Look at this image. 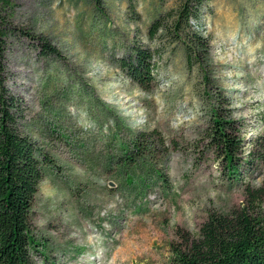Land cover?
Returning a JSON list of instances; mask_svg holds the SVG:
<instances>
[{
	"label": "rangeland",
	"instance_id": "1",
	"mask_svg": "<svg viewBox=\"0 0 264 264\" xmlns=\"http://www.w3.org/2000/svg\"><path fill=\"white\" fill-rule=\"evenodd\" d=\"M179 2L13 0L6 85L44 174L31 215L34 264H171L177 228L196 236L211 213L240 207L247 185L264 184L260 161L242 180L224 170L208 137L207 97L230 98L245 161L264 142V0H208L209 88L188 69L184 45L149 39ZM40 40L61 56L44 54ZM135 45L155 52L150 92L118 66ZM153 131L161 141L149 139L148 156L124 163Z\"/></svg>",
	"mask_w": 264,
	"mask_h": 264
},
{
	"label": "trees",
	"instance_id": "2",
	"mask_svg": "<svg viewBox=\"0 0 264 264\" xmlns=\"http://www.w3.org/2000/svg\"><path fill=\"white\" fill-rule=\"evenodd\" d=\"M132 5L134 0H128ZM164 1V0H161ZM208 0H180L170 19L155 20L148 30L150 40L171 37L172 43L184 45L189 70L203 75L204 86L210 87L206 64L209 62L211 41L203 23ZM13 0H0V264H34L33 251L37 242L32 231L31 215L44 174L37 144L23 136L17 120L22 110L20 101L7 88L5 55L9 39L16 30L8 21ZM43 53L61 56L58 49L40 40ZM39 41V42H40ZM119 69L145 92L155 86V52L135 45L132 53L118 61ZM208 137L221 158L230 178L242 180L243 174L260 161L264 165V142L257 140L253 149L244 155L242 129L234 119L230 98L216 91ZM17 119V120H16ZM157 131L141 133L136 140L135 156L126 164L145 159L150 153L153 137L161 141ZM163 182L167 178L159 172ZM177 243L171 245V264H264V184L245 187L244 203L229 213L213 212L194 236L177 228Z\"/></svg>",
	"mask_w": 264,
	"mask_h": 264
}]
</instances>
